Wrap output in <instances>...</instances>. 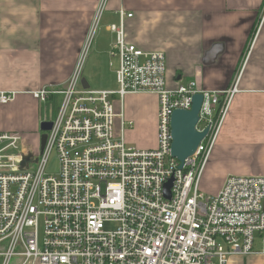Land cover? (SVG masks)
I'll return each instance as SVG.
<instances>
[{
  "label": "built area",
  "instance_id": "obj_1",
  "mask_svg": "<svg viewBox=\"0 0 264 264\" xmlns=\"http://www.w3.org/2000/svg\"><path fill=\"white\" fill-rule=\"evenodd\" d=\"M107 2L102 0L63 89L35 94L46 104L62 97L36 166L21 151L19 135L0 134V264H228L233 256L259 254L264 177L230 176L217 195L201 189L237 85L222 93L201 90L196 82L168 88L166 55L128 44L125 24L133 15L121 11L120 25L111 27L110 53L119 58V90L84 88L85 60ZM198 94L204 102L197 129L209 133L180 169L171 155V118L177 110H191ZM130 95L159 100L156 149L126 143V131L134 128L123 108ZM112 97L120 100L118 112ZM12 99L0 94L2 104ZM54 153L59 172L50 175ZM107 224L118 228L107 231Z\"/></svg>",
  "mask_w": 264,
  "mask_h": 264
},
{
  "label": "crops",
  "instance_id": "obj_2",
  "mask_svg": "<svg viewBox=\"0 0 264 264\" xmlns=\"http://www.w3.org/2000/svg\"><path fill=\"white\" fill-rule=\"evenodd\" d=\"M101 2L0 0V94L13 96L0 103V134L19 135L32 163L46 104L35 94L63 89ZM263 6L264 0H108L101 17L100 26L105 23L114 36L111 27L120 25V12L133 15L126 20V42L166 55L168 88L196 82L201 90L222 93L237 85L204 167L201 189L208 195L219 194L230 176L264 177ZM112 59L118 70L119 58ZM147 97L155 96L126 99L125 117L139 132L151 110ZM256 250L260 253L233 256L228 264H264L263 240Z\"/></svg>",
  "mask_w": 264,
  "mask_h": 264
},
{
  "label": "rangeland",
  "instance_id": "obj_3",
  "mask_svg": "<svg viewBox=\"0 0 264 264\" xmlns=\"http://www.w3.org/2000/svg\"><path fill=\"white\" fill-rule=\"evenodd\" d=\"M101 22V20H100ZM98 24L96 29V36L94 38V45L91 48L89 54L86 57L84 70L82 78H86L91 90L101 91L107 89L109 91L117 92L119 90V84L117 82V64L116 61L112 59L110 53L112 51V45L115 38L114 36L108 35L105 31V23ZM89 32V30H88ZM65 84V83H64ZM144 96V95H143ZM129 97V96H128ZM128 97L126 98L128 100ZM124 100L123 108L124 113H126V104L127 101ZM148 99V108L150 107V112L148 114V122L146 128L139 132L134 129H128L125 134V140L128 145L131 147L139 149H156L158 146V111H159V100L157 97L154 99ZM114 101L116 111L118 112L119 107V98L112 97ZM62 97L59 96L56 100L50 101L48 104H45L42 107V115L44 121H53L56 118L59 106L61 104ZM128 120V119H127ZM129 121V120H128ZM120 124L119 121H116V128L118 131ZM40 138L37 139V143L32 145V148H36L34 151L35 160L37 161L40 156V140H41V131ZM32 152V151H31ZM36 161L33 162L32 166H36ZM47 171L50 175H57L59 172V160L56 153H54L48 164ZM206 194L208 192L204 191ZM118 228L117 224H107L105 229L107 231H114ZM43 236V228L40 230V237ZM257 242H262L260 237H257Z\"/></svg>",
  "mask_w": 264,
  "mask_h": 264
},
{
  "label": "water",
  "instance_id": "obj_4",
  "mask_svg": "<svg viewBox=\"0 0 264 264\" xmlns=\"http://www.w3.org/2000/svg\"><path fill=\"white\" fill-rule=\"evenodd\" d=\"M82 85L86 89H90V85L86 79L82 80ZM204 102L203 95H195L193 97V105L191 110H177L173 113L171 118V155L180 163V169L184 168L187 159L193 157L201 144L209 133V129L199 132L197 125L200 121V114ZM53 123L44 121L40 125L42 133L40 140V149L42 153L45 149L48 135L47 133L52 130ZM25 162L23 163V166ZM174 180L165 187V195L168 199L171 198V189Z\"/></svg>",
  "mask_w": 264,
  "mask_h": 264
}]
</instances>
